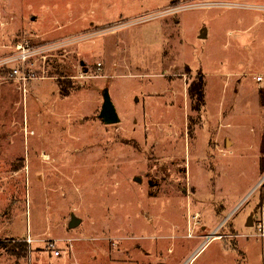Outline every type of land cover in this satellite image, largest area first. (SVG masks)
Returning <instances> with one entry per match:
<instances>
[{
  "label": "rangeland",
  "instance_id": "rangeland-1",
  "mask_svg": "<svg viewBox=\"0 0 264 264\" xmlns=\"http://www.w3.org/2000/svg\"><path fill=\"white\" fill-rule=\"evenodd\" d=\"M202 1L0 0V262L264 261V10Z\"/></svg>",
  "mask_w": 264,
  "mask_h": 264
},
{
  "label": "built area",
  "instance_id": "built-area-1",
  "mask_svg": "<svg viewBox=\"0 0 264 264\" xmlns=\"http://www.w3.org/2000/svg\"><path fill=\"white\" fill-rule=\"evenodd\" d=\"M201 6H219V7L227 6V7H237L241 9L264 10V0H206L202 2L192 3L191 5V7H201ZM47 47L48 46L45 45L32 46L27 40L17 42L14 45L13 54L10 59L11 64L17 62L12 67V75L18 76V74L21 73L20 64L21 63L26 64L28 60H30L36 54H39L40 52L46 50ZM254 77L258 82L263 81L264 73L255 74ZM21 78L23 80L26 79L25 76H22ZM252 193L253 194L256 193L257 198L255 200V205L253 207V212H252V216H253L252 225L249 227L251 231L249 233L241 234V236L264 238V176L255 185V187L252 190ZM214 234L215 233L209 235L207 239L211 240ZM47 247L48 250L51 251L54 256L56 257L61 256L62 254L61 249L59 247H56L53 242H47Z\"/></svg>",
  "mask_w": 264,
  "mask_h": 264
},
{
  "label": "water",
  "instance_id": "water-1",
  "mask_svg": "<svg viewBox=\"0 0 264 264\" xmlns=\"http://www.w3.org/2000/svg\"><path fill=\"white\" fill-rule=\"evenodd\" d=\"M204 31L205 29L201 31L203 35L205 34ZM98 117L105 124H115V123L120 122V118L118 116L115 105L111 99L108 88H106L103 92V103H102V107H101ZM252 220H253V216L251 214L248 217L246 226L250 227L252 225ZM78 224H79V220H77L76 218H72L69 226L71 228H74L78 226Z\"/></svg>",
  "mask_w": 264,
  "mask_h": 264
},
{
  "label": "trees",
  "instance_id": "trees-1",
  "mask_svg": "<svg viewBox=\"0 0 264 264\" xmlns=\"http://www.w3.org/2000/svg\"><path fill=\"white\" fill-rule=\"evenodd\" d=\"M190 91H192V94H195V98H197L200 103L204 102L203 82L201 84H193ZM261 169L262 171L264 170V158L261 160Z\"/></svg>",
  "mask_w": 264,
  "mask_h": 264
},
{
  "label": "crops",
  "instance_id": "crops-1",
  "mask_svg": "<svg viewBox=\"0 0 264 264\" xmlns=\"http://www.w3.org/2000/svg\"><path fill=\"white\" fill-rule=\"evenodd\" d=\"M203 29H205V28H202L201 31H202ZM263 70H264V68H263ZM255 73H258V74H259V73H264V71H261V70L259 71V70H258V71L255 72ZM263 81H264V80H263ZM263 81L258 82V81L256 80L257 83H261V82H263ZM260 165H261V162H260ZM263 175H264V173L262 174V176H263ZM257 183H258V181L255 183V185H256ZM255 185H254V186H255ZM254 186L252 187V189L254 188ZM252 189H251V190H252ZM251 190H250V191H251ZM246 195H247V194H246ZM246 195H245V196H246ZM243 198H244V197H243ZM243 198H242V199H243ZM242 199H240V201H242ZM240 201H239V203L236 204V206H235L234 208H236L237 205L240 204ZM233 210H234V209H233ZM247 227H248V226H247ZM263 239H264V238H263ZM208 243H209V242H207L203 247H201L200 250H202V249H203ZM200 250H199V252H200ZM49 252L51 253V256H52L54 259H59V258L61 257V256L56 257V256L53 255V253H52L51 251H49ZM199 252H198V253H199ZM198 253H197V254H198ZM197 254H196V255H197ZM0 264H13V263H12V261L10 260V261L0 262ZM261 264H264V261L261 262Z\"/></svg>",
  "mask_w": 264,
  "mask_h": 264
}]
</instances>
